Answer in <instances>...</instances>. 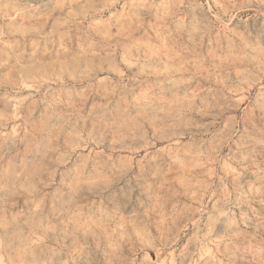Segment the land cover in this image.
Wrapping results in <instances>:
<instances>
[{
	"label": "rangeland",
	"instance_id": "1",
	"mask_svg": "<svg viewBox=\"0 0 264 264\" xmlns=\"http://www.w3.org/2000/svg\"><path fill=\"white\" fill-rule=\"evenodd\" d=\"M0 264H264V0H0Z\"/></svg>",
	"mask_w": 264,
	"mask_h": 264
}]
</instances>
